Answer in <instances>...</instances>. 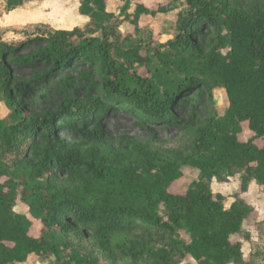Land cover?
<instances>
[{"label": "trees", "instance_id": "1", "mask_svg": "<svg viewBox=\"0 0 264 264\" xmlns=\"http://www.w3.org/2000/svg\"><path fill=\"white\" fill-rule=\"evenodd\" d=\"M28 1L7 0V9ZM184 1L175 38L158 46L121 41L107 0H79L83 27H36L19 44L0 36V104L11 112L0 118V264H25L32 256L100 264L69 241L77 233L94 238L115 264H184L188 257L196 264H249L242 242L232 238L254 211L242 195L254 182L264 187V146L256 143L264 140V8ZM130 6L123 14L137 28L143 16L174 10L139 5L129 14ZM22 68L33 70L31 78L15 74ZM214 90L227 95L224 116L213 108L200 123L192 112L190 119L177 114L178 106L211 103ZM51 92L62 101L36 110ZM120 109L147 124L193 130L195 139L187 151H154L128 137L107 147L106 115ZM245 124L255 137L243 142ZM184 167L199 170V178L173 194ZM236 176L240 192L226 208L212 184ZM20 200L42 223L41 238L31 235L33 221L16 213ZM155 229L174 237L184 231L189 241L177 237L156 248Z\"/></svg>", "mask_w": 264, "mask_h": 264}, {"label": "rangeland", "instance_id": "2", "mask_svg": "<svg viewBox=\"0 0 264 264\" xmlns=\"http://www.w3.org/2000/svg\"><path fill=\"white\" fill-rule=\"evenodd\" d=\"M231 3L240 9L253 10L255 8H264V0H230ZM127 2L131 3L129 14H133L139 5H145L153 12H157L161 7L170 4L174 10L170 14H157L156 16L147 15L140 19L139 27H135L123 14V8ZM108 11L116 16V26L120 34L121 41L130 38L133 41H142L144 44L152 42V45L158 46L166 44L175 38L177 16L180 12L187 9L184 0H107ZM79 0H29L23 7L8 10L7 0H0V36L9 44H19L27 40L24 32H32L36 27L47 28L51 30H72L76 27H83L87 21L79 13ZM143 51V55H145ZM139 73L148 76L145 68H140ZM20 78L29 79L33 70L22 68L15 71ZM190 96H195L192 93ZM180 101L183 98L179 99ZM62 101L61 95L51 92L44 103H36L35 108H47L48 105L55 106ZM229 107L227 95L224 90H214L212 102L206 100L196 104L195 109L187 110L181 106L176 108L178 115L185 119H190L191 112L196 115L198 122H203L210 111L214 110L219 117L225 115ZM10 110L4 102L0 104V118L7 119ZM107 147H118L122 145L125 137L141 141L148 144L154 151L172 152L187 151L192 145L195 136L194 131L180 132L177 130L166 129L164 126L147 124L140 120L130 111L116 110L114 113L106 115L105 121ZM255 135L244 125V132L240 135L241 141L245 142ZM66 140H72L73 136L65 134ZM258 145L264 146V140H258ZM107 149V148H106ZM184 177L174 183L170 188L173 194H184L190 185L199 178V170L184 167L182 169ZM63 179V178H61ZM240 176L231 178L228 183L219 184L216 181L212 184L214 194H221L225 197V207L230 208L234 203V195L240 192ZM246 203L254 208L251 216L245 221L243 233L232 238L233 242L241 241L243 244V253L249 264H264V187L255 182L249 187L247 193L242 195ZM16 213L26 215L33 221L34 225L31 235L36 238L43 236V225L40 221L33 220L28 212V207L20 200L15 208ZM154 246L156 248L170 247L177 239L184 242L189 241V236L184 231H179L174 237L167 232L155 229L153 231ZM249 236V241L245 238ZM77 246L84 255L95 257L100 260V264H115L109 260L99 244L94 238L85 236L83 233L73 235L70 240ZM196 264L188 257L184 264ZM25 264H55L54 259H43L38 256H32ZM116 264H136L132 261H124Z\"/></svg>", "mask_w": 264, "mask_h": 264}, {"label": "crops", "instance_id": "3", "mask_svg": "<svg viewBox=\"0 0 264 264\" xmlns=\"http://www.w3.org/2000/svg\"><path fill=\"white\" fill-rule=\"evenodd\" d=\"M85 18V17H84ZM86 20L85 21H87V18H85Z\"/></svg>", "mask_w": 264, "mask_h": 264}]
</instances>
